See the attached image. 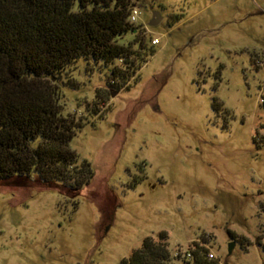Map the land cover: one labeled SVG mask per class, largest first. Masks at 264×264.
<instances>
[{
    "label": "rangeland",
    "instance_id": "rangeland-1",
    "mask_svg": "<svg viewBox=\"0 0 264 264\" xmlns=\"http://www.w3.org/2000/svg\"><path fill=\"white\" fill-rule=\"evenodd\" d=\"M134 8L160 40L137 81L107 98L106 73L81 60L79 88L62 87L65 115L85 114L80 102L98 89L108 99L106 117H89L70 143L93 182L77 198L63 185L0 182V264H123L161 233L181 263L206 242L218 264H264V0Z\"/></svg>",
    "mask_w": 264,
    "mask_h": 264
},
{
    "label": "trees",
    "instance_id": "trees-1",
    "mask_svg": "<svg viewBox=\"0 0 264 264\" xmlns=\"http://www.w3.org/2000/svg\"><path fill=\"white\" fill-rule=\"evenodd\" d=\"M135 0H0V182L29 179L63 185L74 198L95 174L70 143L89 117L104 118L100 89L85 114H64L63 86L87 72L106 73L107 98L135 83L155 55L144 28L130 22ZM172 21L169 26H172ZM129 33L128 44L119 40ZM40 140L37 147L33 144ZM235 239L234 236H232ZM206 242H194L192 259L180 262L167 236L147 237L123 264H218Z\"/></svg>",
    "mask_w": 264,
    "mask_h": 264
},
{
    "label": "built area",
    "instance_id": "built-area-1",
    "mask_svg": "<svg viewBox=\"0 0 264 264\" xmlns=\"http://www.w3.org/2000/svg\"><path fill=\"white\" fill-rule=\"evenodd\" d=\"M140 16H141V13H140L137 9H135V8L132 9L131 14H130V22H131L132 24H137ZM159 44H160V40H159L158 38L152 39V45H153V46H157V45H159ZM262 103H264V98H263V100H262ZM176 256H177V255H176ZM185 257H186V259H187L188 261H190V260L192 259V256H191L190 253H187V254L185 255Z\"/></svg>",
    "mask_w": 264,
    "mask_h": 264
},
{
    "label": "water",
    "instance_id": "water-1",
    "mask_svg": "<svg viewBox=\"0 0 264 264\" xmlns=\"http://www.w3.org/2000/svg\"><path fill=\"white\" fill-rule=\"evenodd\" d=\"M161 21H162V17L160 16V14L159 13H154L153 19H152V21L150 23V26L151 27H156V26H158L161 23ZM117 95H118L117 93H113L112 97L114 98ZM234 247H235V243L230 244V248H229L230 252L234 249Z\"/></svg>",
    "mask_w": 264,
    "mask_h": 264
}]
</instances>
